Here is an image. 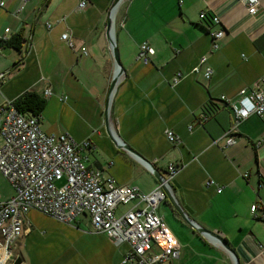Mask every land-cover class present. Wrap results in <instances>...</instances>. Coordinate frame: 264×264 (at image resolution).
<instances>
[{"label":"crops","instance_id":"crops-1","mask_svg":"<svg viewBox=\"0 0 264 264\" xmlns=\"http://www.w3.org/2000/svg\"><path fill=\"white\" fill-rule=\"evenodd\" d=\"M83 1L86 5L80 8ZM114 1L30 0L20 10L23 0H0V40L18 34L25 39L21 51L0 52V106L36 91L61 103L64 113L73 111L77 123L70 136L90 142L84 151L86 164L118 186L149 193L159 183L155 174L165 176L169 164L182 166L172 184L187 216L225 239L240 264H264V220L250 210L253 204H264V116L242 122L235 143L227 146L224 135L233 124V113L221 99L235 101L243 88L264 82V0L255 15L239 0H122L115 38L124 74L106 126L105 103L115 72L106 29ZM214 16L220 25L212 22ZM221 28L226 34L215 50L210 33ZM65 33L75 49L62 39ZM145 43L154 51L148 64L138 58ZM203 57L207 63L202 69L209 66L213 72L209 80L203 73L191 74ZM178 73L183 78L174 85ZM203 114L206 121H201ZM167 131L179 142L171 143ZM119 142L148 160L153 170L120 149ZM209 179L221 193L207 187ZM13 195L0 174V201ZM130 207L119 206L116 212ZM159 213L180 244L173 264H236L219 243L180 220L175 210L173 219L160 208ZM26 219L30 225L15 248L22 264H122L128 250L126 244L116 245L107 235L95 233L90 217L83 215L75 223H64V237H53L65 246L36 248L33 263L22 253V244L27 248L51 236H34Z\"/></svg>","mask_w":264,"mask_h":264},{"label":"built area","instance_id":"built-area-1","mask_svg":"<svg viewBox=\"0 0 264 264\" xmlns=\"http://www.w3.org/2000/svg\"><path fill=\"white\" fill-rule=\"evenodd\" d=\"M29 1L23 0L20 10ZM239 1L247 7L250 15H255L261 5L260 0ZM85 5L83 1L79 7ZM0 6L4 3L0 2ZM205 17V13L200 14L201 19ZM212 22L220 25L221 21L214 16ZM210 34L212 47L217 50L218 41L226 31L221 28ZM62 39L75 49L69 34H63ZM83 53L87 54L86 51ZM153 54L145 43L140 47L138 58L148 64ZM206 63L207 59L201 58L191 74L203 73V77L209 80L213 72L209 66L202 69ZM3 77L4 74H0V80ZM182 78V73H178L174 85ZM44 94L49 97L52 92L47 89ZM221 99L233 113V124L224 135L226 145L232 146L235 143L233 136L242 122L251 116H264V82H256L252 89L243 88L235 101L225 96ZM207 119L205 114L201 116V121ZM166 136L173 144L179 142L171 131H167ZM0 138L3 140L0 174L14 189L11 198L0 201V264L14 261L16 244L25 233V226L30 225L26 216L31 210L66 224L75 223L83 215L89 216L95 233L107 235L116 245L128 246L122 264H173L179 258L180 244L160 215L159 208L167 200L164 187H169L182 166L169 164L162 182L149 193L135 186H118L112 177L86 164L84 151L90 148V142H76L69 134L43 132L40 120L18 111L13 100H6L0 106ZM206 185L217 187L212 179ZM221 192L222 188L217 187V193ZM130 204L129 209L117 216L119 206ZM250 210L264 220V204H253Z\"/></svg>","mask_w":264,"mask_h":264},{"label":"rangeland","instance_id":"rangeland-1","mask_svg":"<svg viewBox=\"0 0 264 264\" xmlns=\"http://www.w3.org/2000/svg\"><path fill=\"white\" fill-rule=\"evenodd\" d=\"M46 99H47V106L44 112L42 113L41 120H40L41 129L45 133L50 134V135H60V134L70 135L71 128H73L74 124L77 123V118L74 112L72 111V113H69V112L64 113L62 109L63 105H61V103H58L53 98H46ZM170 185L173 189L172 182L170 183ZM10 189L11 187L9 186L8 188L9 192H10ZM173 209L174 208L168 199L167 201L161 203L160 211L163 215L166 214L167 218L172 216V219H173L174 217ZM119 211L117 213V216L121 214V212ZM178 216L180 220H183L182 217H180V215ZM27 217L29 219V222L32 225L31 230L34 236L38 235V237H40V240L43 238L44 235L46 237L51 236L49 240L41 241L39 243L32 241V243L27 244V248H25L24 243L22 244L21 246L22 253L26 256H29V258L33 261V263L35 262V257H36L35 249L36 248H46L47 247L46 245H49V244H50L49 246L53 248H59V249L62 248L63 245L65 246V244L61 242L58 238H57L58 240H54L53 237H58V236L64 237L63 233L66 232V226H67L66 224L59 222L58 220L50 216H47L43 213H40L38 211H35V210L29 211L27 214ZM49 234H52V235H49ZM16 246L17 248L20 247V246L18 247V243L16 244Z\"/></svg>","mask_w":264,"mask_h":264},{"label":"water","instance_id":"water-1","mask_svg":"<svg viewBox=\"0 0 264 264\" xmlns=\"http://www.w3.org/2000/svg\"><path fill=\"white\" fill-rule=\"evenodd\" d=\"M121 1L122 0H115L114 1L112 8L109 11L108 16H107L106 35H107V39L110 43L111 54L113 56V61L115 64V72H114V75L112 77V80H111V83L109 86V91H108L106 103H105L106 126L109 125L110 108H111V103H112V98H113L114 92H115V90L119 84L120 78L124 74V68H123V65H122L121 60H120L119 49L117 47L116 38H115V18L113 17L114 11L119 6ZM118 145H119L120 149H124V150L128 151L131 155H133L135 158H137L140 162L144 163L145 166H147L149 169L153 170L152 164L148 160H146L144 157H142L138 152L133 150L131 147H129L128 145H126L123 142H119ZM155 177L159 182H162L164 175L155 174ZM164 191L167 195V199L172 204L174 210L182 217V219L185 222L190 224L201 235L209 238L210 240H214V241L218 242L231 255V257L235 260V263L240 264L235 251L232 249V247L229 245V243L225 239H223L221 236H219L218 234H216L212 231H209L207 229L200 227L198 224H196L192 219H190L187 216V214L183 211L181 206L178 204L171 185H169V187H164ZM22 263H23L22 255L17 254L12 264H22Z\"/></svg>","mask_w":264,"mask_h":264},{"label":"trees","instance_id":"trees-1","mask_svg":"<svg viewBox=\"0 0 264 264\" xmlns=\"http://www.w3.org/2000/svg\"><path fill=\"white\" fill-rule=\"evenodd\" d=\"M25 39L21 34L12 36L8 39L0 40V52L6 49L21 51ZM23 57L20 59L22 62ZM20 62V63H21ZM17 66V64H15ZM14 106L23 114L32 115L41 120V115L47 106V99L36 91H26L15 100Z\"/></svg>","mask_w":264,"mask_h":264},{"label":"bare ground","instance_id":"bare-ground-1","mask_svg":"<svg viewBox=\"0 0 264 264\" xmlns=\"http://www.w3.org/2000/svg\"><path fill=\"white\" fill-rule=\"evenodd\" d=\"M117 8H118V7H117ZM117 8L115 9L114 14H113V17H114V18H115V16H116ZM112 99H113V98H112Z\"/></svg>","mask_w":264,"mask_h":264}]
</instances>
